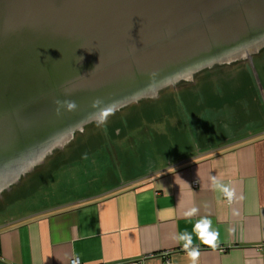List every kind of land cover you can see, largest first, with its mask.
Returning a JSON list of instances; mask_svg holds the SVG:
<instances>
[{"label": "crops", "instance_id": "0c3cea01", "mask_svg": "<svg viewBox=\"0 0 264 264\" xmlns=\"http://www.w3.org/2000/svg\"><path fill=\"white\" fill-rule=\"evenodd\" d=\"M262 72L254 67L142 111L114 148L79 155L90 163L32 171L50 176L0 204V264H190L173 239L185 231L199 264H264ZM213 176L242 199L229 204ZM191 207L198 213L185 218ZM202 217L219 232L214 250L193 231Z\"/></svg>", "mask_w": 264, "mask_h": 264}, {"label": "water", "instance_id": "95a60500", "mask_svg": "<svg viewBox=\"0 0 264 264\" xmlns=\"http://www.w3.org/2000/svg\"><path fill=\"white\" fill-rule=\"evenodd\" d=\"M259 66L264 0H0V195L96 125V98L116 113Z\"/></svg>", "mask_w": 264, "mask_h": 264}, {"label": "rangeland", "instance_id": "374dc122", "mask_svg": "<svg viewBox=\"0 0 264 264\" xmlns=\"http://www.w3.org/2000/svg\"><path fill=\"white\" fill-rule=\"evenodd\" d=\"M263 67L264 66H259L258 68L261 69ZM261 76L264 77V72L261 73ZM172 97L164 98L160 102L145 99L137 103L132 109L118 111L114 115L108 117L106 124L100 126H97V124L92 125L87 129L82 138L73 146L58 150L57 152L48 155L42 164H37L29 172L22 173L21 177L15 184H13L12 188L0 195V204L6 205L12 197L11 195L14 193L13 190L17 187L29 185L28 181H31V179L35 182L33 185L37 184V186L44 182L45 179L50 176V172L47 174L32 172L40 166L44 167L45 170H55L59 165L82 164L84 159H86L84 160L87 161L86 163H90L91 158H88V156L81 160L82 158H80V154H83V151L85 153L88 150L87 152L90 151L88 154H91L94 152L92 150L95 149L98 152L114 148L113 140H117L120 137L119 135L125 131L127 119L129 120L133 117H140L144 115L147 110L149 112L151 109H157L158 105L160 107V104H162L161 106H163V108L166 106L169 107V102L172 100ZM142 111H145L144 114H141ZM115 133L116 136L113 137ZM96 154L98 155V153ZM40 176H42V178H39ZM35 178L38 179L35 180Z\"/></svg>", "mask_w": 264, "mask_h": 264}, {"label": "clouds", "instance_id": "9594fccd", "mask_svg": "<svg viewBox=\"0 0 264 264\" xmlns=\"http://www.w3.org/2000/svg\"><path fill=\"white\" fill-rule=\"evenodd\" d=\"M95 68V67H94ZM93 68V69H94ZM54 103L57 105L56 113L60 114L61 108H64L67 111H75L78 107L75 100H55ZM103 105V106H102ZM93 109H96L95 112L90 114V118L95 119L97 126L107 123L108 117L115 114V103L104 105V102L100 98H96L92 102ZM212 188L216 191H219L227 198L229 204H232L235 199H242V197H237L235 190L222 182V180L213 176L211 178ZM199 209L197 207H191L186 210L184 213L185 218L190 219L192 216L198 213ZM193 231L197 234V237L200 241L212 248L213 250L218 247L219 244V232L212 228V221L207 217H202L194 225ZM173 239L178 242H182L183 249L187 252V258L190 264H199L200 251L198 246H193L192 235L188 232H183L179 235H174ZM73 264H78V258L74 259Z\"/></svg>", "mask_w": 264, "mask_h": 264}, {"label": "flooded vegetation", "instance_id": "af4514ba", "mask_svg": "<svg viewBox=\"0 0 264 264\" xmlns=\"http://www.w3.org/2000/svg\"><path fill=\"white\" fill-rule=\"evenodd\" d=\"M248 49H250V48H248ZM252 55H254V53H252L250 56H252ZM199 72V71H198ZM54 149H52L51 151H53ZM41 154V153H40ZM39 154V152H36V153H34V154H32L31 155V157H29V159H30V161H32V159H34L35 157L37 158L38 157V155H40ZM48 154V153H47ZM47 154H44V156H46ZM41 156V155H40ZM43 156V157H44ZM28 161V160H27ZM20 166H22V165H20ZM30 165H28V166H26L25 168H28ZM31 166H35V165H31ZM20 172V171H19ZM17 173V171H10V172H7V173H4V180H2V181H4V182H6L7 181V178H11V177H13V175H15ZM20 173H23V172H20ZM19 173V174H20ZM19 177V176H18ZM6 178V179H5ZM0 183V190H2L3 188H5L6 187V185H9V184H11L12 182L10 181V183Z\"/></svg>", "mask_w": 264, "mask_h": 264}, {"label": "built area", "instance_id": "2783aa9c", "mask_svg": "<svg viewBox=\"0 0 264 264\" xmlns=\"http://www.w3.org/2000/svg\"><path fill=\"white\" fill-rule=\"evenodd\" d=\"M194 183H196V182L194 181ZM74 259H77V258H72V259L70 260V264H73ZM78 264H81V262H80L79 259H78Z\"/></svg>", "mask_w": 264, "mask_h": 264}]
</instances>
